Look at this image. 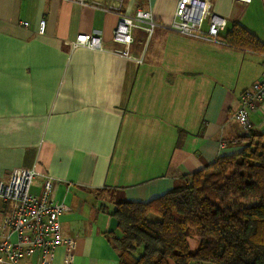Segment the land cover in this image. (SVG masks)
I'll return each instance as SVG.
<instances>
[{"label": "crops", "instance_id": "obj_1", "mask_svg": "<svg viewBox=\"0 0 264 264\" xmlns=\"http://www.w3.org/2000/svg\"><path fill=\"white\" fill-rule=\"evenodd\" d=\"M205 1L203 32L212 15L226 21L215 41L169 30L178 0H0V180L22 168L47 175L50 199L66 207L61 232L76 239L71 264H118L106 237L116 224L101 207L148 202L239 151L232 116L261 77L264 52L221 38L237 23L264 45V0ZM138 9L156 27L133 29L123 57L112 31ZM80 34L98 36L102 49L74 48ZM257 107L249 114L254 134L264 130V102ZM42 184L36 178L32 193ZM52 264H65L63 247Z\"/></svg>", "mask_w": 264, "mask_h": 264}, {"label": "trees", "instance_id": "obj_2", "mask_svg": "<svg viewBox=\"0 0 264 264\" xmlns=\"http://www.w3.org/2000/svg\"><path fill=\"white\" fill-rule=\"evenodd\" d=\"M221 39L232 49L264 52L237 23ZM239 142V151L181 176L157 198L101 207L116 224L117 234L106 237L118 264H264V130Z\"/></svg>", "mask_w": 264, "mask_h": 264}, {"label": "built area", "instance_id": "obj_3", "mask_svg": "<svg viewBox=\"0 0 264 264\" xmlns=\"http://www.w3.org/2000/svg\"><path fill=\"white\" fill-rule=\"evenodd\" d=\"M86 5V0H66ZM248 3L250 0H234ZM205 0H178L174 19L169 30L187 37H206L217 40L226 27V21L212 15L209 17L207 31L202 25L208 17ZM28 23L23 22L26 27ZM156 27L150 13L136 10L133 16H119L112 31V41L125 47L118 54L129 57L128 46L132 42L133 29H144L150 34ZM45 20L38 22L37 33L42 35ZM73 47L102 49V41L95 35H78ZM264 65V59H263ZM264 102V68L261 77L247 90L243 91L234 110L233 119L239 125L242 134L252 130L249 114L256 111L257 104ZM221 146H224L222 143ZM43 181L40 194L31 191L33 181ZM51 180L32 168L15 169L4 180H0V264H21L33 259L34 264H52L53 253L57 247L64 249V263L71 264L76 249V239L64 236L61 232L59 217L66 211L62 204L50 199Z\"/></svg>", "mask_w": 264, "mask_h": 264}, {"label": "rangeland", "instance_id": "obj_4", "mask_svg": "<svg viewBox=\"0 0 264 264\" xmlns=\"http://www.w3.org/2000/svg\"><path fill=\"white\" fill-rule=\"evenodd\" d=\"M96 193V195L99 197V198H102V197H104V195H106L107 197H109V195L108 194H111V191H96L95 192ZM150 218L151 219H155L156 217L155 216H153V215H150ZM189 243H190V245L192 246V247H194L195 245H194V240H189Z\"/></svg>", "mask_w": 264, "mask_h": 264}]
</instances>
